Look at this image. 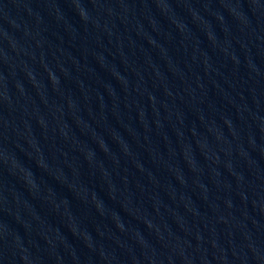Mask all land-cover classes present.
Listing matches in <instances>:
<instances>
[{"label":"water","instance_id":"1","mask_svg":"<svg viewBox=\"0 0 264 264\" xmlns=\"http://www.w3.org/2000/svg\"><path fill=\"white\" fill-rule=\"evenodd\" d=\"M126 264H264V0H6Z\"/></svg>","mask_w":264,"mask_h":264}]
</instances>
